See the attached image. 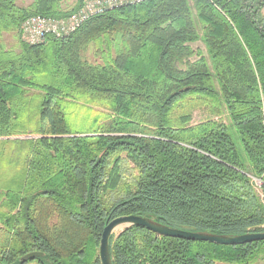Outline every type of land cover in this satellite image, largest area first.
Returning a JSON list of instances; mask_svg holds the SVG:
<instances>
[{
	"label": "trees",
	"instance_id": "trees-1",
	"mask_svg": "<svg viewBox=\"0 0 264 264\" xmlns=\"http://www.w3.org/2000/svg\"><path fill=\"white\" fill-rule=\"evenodd\" d=\"M64 2L0 0V35L20 39L18 53L0 42V138L37 137L0 142L1 161L7 148L23 161L0 179V264H101L103 229L121 216L222 237L264 233V0H149L25 45L21 23L79 6ZM202 106L227 111L244 157L228 125L191 123ZM73 108L93 118L89 129L74 124ZM136 129L144 137L118 136ZM123 160L135 170L124 185ZM34 252L42 256L22 260ZM109 254L112 264H254L264 241L221 246L129 227Z\"/></svg>",
	"mask_w": 264,
	"mask_h": 264
},
{
	"label": "rangeland",
	"instance_id": "rangeland-1",
	"mask_svg": "<svg viewBox=\"0 0 264 264\" xmlns=\"http://www.w3.org/2000/svg\"><path fill=\"white\" fill-rule=\"evenodd\" d=\"M30 3H31V0H17L18 6H21V7H26ZM72 4H73V0H66V2L63 3L62 7L66 6V5L72 6ZM19 40L20 39L17 38V36H15L14 33H11V32L2 33L0 35V42L3 43L4 48L12 49L17 53L20 51L19 50L20 47H19V43H18ZM193 47H199L200 49H202L204 51V46L201 43H197V44L193 45ZM89 55H90V53H89ZM139 63L143 64V62H139ZM142 67H143V65H140V68H142ZM36 93H37V91H35V90L33 91L32 89L29 90V92H28V94H36ZM92 110L96 113L100 111L99 109H97L95 107H93ZM75 113H79L78 108L77 109L73 108L72 111L70 112V115H73V117L75 118L74 124L76 126H78V128H80V127L83 128V129L80 128V130L89 129L91 124H92L93 118L86 117V115L83 113L79 114L77 117V116H75ZM220 113L221 114L218 117L216 115H214L211 111L210 106H202V107L194 108L191 110V115H192L191 123L196 124V123H199L205 119L212 118L214 120H218V121L228 125L230 127V132L232 134L233 140H234L235 144L237 145L238 149L240 150L241 155L243 156V151L240 147L238 135L236 134L233 127H231V122H230V119L228 117L227 111L225 109L221 108ZM136 130H134L135 134H133V135L123 134V135H118V136L124 137V136L128 135V136H132V137H137V136H139V137L143 136L144 137V135L141 134V132L139 130H137V131ZM75 137H78V136H75ZM36 138L37 137L34 136L33 134H26V135H19L18 137H3V138L1 137L0 142H9L12 140L13 141H17V140L21 141V140L36 139ZM4 151H2V153L4 152V155L2 156L3 161L0 160V179L6 178L7 180L10 181L13 179V176L15 174H17V172L20 170V168L23 164V161H22V157L18 158L17 155L11 154L12 152L10 153V148L5 149ZM13 153H14V151H13ZM20 153H21V151L19 152V154ZM120 168H121V174H122L121 183L124 185L125 183L129 182L132 175H135V173H134L135 170H133L132 165H130L128 162H126L124 160L121 162ZM251 182L254 185V187L256 188V190L259 192V188L261 187V184H262L260 182V180H258L256 178H251ZM121 189H122V187H121ZM114 194H117V193H115V192L112 193V195H114ZM119 232H121V230L116 232L114 235H117ZM254 264H264V254L259 256L258 261Z\"/></svg>",
	"mask_w": 264,
	"mask_h": 264
},
{
	"label": "built area",
	"instance_id": "built-area-1",
	"mask_svg": "<svg viewBox=\"0 0 264 264\" xmlns=\"http://www.w3.org/2000/svg\"><path fill=\"white\" fill-rule=\"evenodd\" d=\"M145 1L149 0H78V8L65 18L27 17L20 25L21 41L27 46H36L45 43L48 38L64 39L92 17ZM261 113L264 124V104Z\"/></svg>",
	"mask_w": 264,
	"mask_h": 264
},
{
	"label": "water",
	"instance_id": "water-1",
	"mask_svg": "<svg viewBox=\"0 0 264 264\" xmlns=\"http://www.w3.org/2000/svg\"><path fill=\"white\" fill-rule=\"evenodd\" d=\"M129 227L145 228L147 231L157 236L176 238L194 242H206L221 246H239L250 244L253 242L264 241V233H248L234 237H222L205 233L187 232L174 228L164 227L142 216H121L110 221L103 229L98 250L99 261L101 264H112L109 254L110 238L115 234L116 230L120 229L121 231H123L124 229H127ZM40 256H42L41 253L34 252L24 256L22 260Z\"/></svg>",
	"mask_w": 264,
	"mask_h": 264
},
{
	"label": "bare ground",
	"instance_id": "bare-ground-1",
	"mask_svg": "<svg viewBox=\"0 0 264 264\" xmlns=\"http://www.w3.org/2000/svg\"><path fill=\"white\" fill-rule=\"evenodd\" d=\"M137 5H138V4H137ZM132 6H134V5H132ZM105 13H106V12H105ZM103 14H104V13H103ZM101 15H102V14H101ZM98 16H99V15H98ZM92 18H93V17H92ZM90 19H91V18H90ZM87 21H88V20H87ZM84 23H85V22H84ZM84 23H83V24H84ZM83 24H82V25H83ZM79 28H80V27H79ZM79 28H78V29H79ZM72 34H73V33H72ZM119 230H120V229L116 230L115 233L118 232Z\"/></svg>",
	"mask_w": 264,
	"mask_h": 264
}]
</instances>
